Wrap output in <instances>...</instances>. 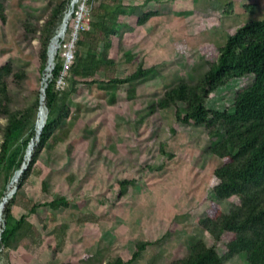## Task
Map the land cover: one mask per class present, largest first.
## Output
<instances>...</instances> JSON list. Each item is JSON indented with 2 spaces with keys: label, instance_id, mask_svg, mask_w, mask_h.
Wrapping results in <instances>:
<instances>
[{
  "label": "rangeland",
  "instance_id": "rangeland-1",
  "mask_svg": "<svg viewBox=\"0 0 264 264\" xmlns=\"http://www.w3.org/2000/svg\"><path fill=\"white\" fill-rule=\"evenodd\" d=\"M2 1L8 19L5 25L0 21V66L13 62L25 68L41 96L46 69H41L40 41L25 39L22 21L32 17L33 27L41 25L50 2ZM229 3L233 9L228 14ZM247 4L258 6L255 15L245 9ZM76 5H80L79 12L72 15L66 44L58 51L67 67L74 60L67 55L74 56L79 31L89 29L91 21L87 0H78ZM145 12L158 14L126 35L124 43L135 57L118 67L117 76L133 74L141 63L158 68L162 75L140 86L135 100L128 98V86L122 87L114 106L103 104L106 96L96 86L80 85V96L70 102V115L78 113L79 118L69 141L58 144L53 155L42 154L24 187L26 198L36 203L65 195L73 206L57 216L48 208L32 215L30 223L42 234L37 242L27 230L9 250L0 240L1 264H106L117 256L129 261L139 241L154 245L136 264H171L185 256L191 240L212 243L210 223L229 205L212 196L218 183L214 171L223 161L205 152L210 142L204 132L179 121L173 109L148 114L149 102L166 84L185 78L199 56L216 60L230 33L252 19L264 18V0H151L139 15ZM253 78L245 76L213 93L207 107L228 108L234 94ZM95 79L103 80L104 74L98 73ZM58 85L64 88L65 80ZM22 97H17L20 104ZM0 122L6 123L1 115ZM33 142L35 147L38 141ZM71 174L77 178L76 190L69 189L67 176ZM125 180L135 183L121 196L119 182ZM3 185L2 174L0 188ZM25 203L23 196L8 206L20 218L27 211ZM4 220L5 215L0 229ZM219 252H224L222 246ZM226 264L247 263L244 256H238Z\"/></svg>",
  "mask_w": 264,
  "mask_h": 264
},
{
  "label": "trees",
  "instance_id": "trees-1",
  "mask_svg": "<svg viewBox=\"0 0 264 264\" xmlns=\"http://www.w3.org/2000/svg\"><path fill=\"white\" fill-rule=\"evenodd\" d=\"M72 1L49 0V13L39 26L33 27L32 17L22 21L25 39L32 42L37 38L40 41L41 69L46 68L44 79L50 73L52 78L47 87L46 81L42 86V89L46 87L47 123L40 135V143L32 152L29 168L21 175L19 188L10 202L13 206L24 196L27 211L17 218L8 206L10 203L4 210L0 240L8 250L17 246L25 230L29 236L33 235V242L40 239L42 234L29 221L32 215L48 208L57 216L73 206L72 200L65 195L49 203H36L26 198L24 187L42 154L53 155L58 144L69 141L79 118L78 113L70 115V102L80 96V85L96 86L106 96L103 104L114 106L122 87L128 86L127 96L135 100L140 86L162 75L158 68H145L141 63L133 74L124 78L117 76L118 67L132 62L135 57L124 43L126 35L132 32L133 27L146 24L158 14L145 12L139 15L151 0H147V4L140 0H87L90 27L78 33L72 64L67 67L66 59L58 53L66 44L63 41L70 31V19L66 37L59 41L52 69L50 46ZM257 7L256 4L245 5L252 15H255ZM79 9L80 5H76L73 17L77 16ZM232 9L233 3H229L227 13ZM7 19V6L0 0V21L5 25ZM64 72H67L66 76ZM98 73L104 74L103 80L95 79ZM249 75L254 77L253 81L234 94L228 108L216 110L207 107L213 93ZM61 79L65 80L64 88L58 85ZM29 81L25 68L13 62L0 66V115L6 120L4 124L0 122V175H4L0 203L5 198L6 185L26 162V151L37 137L40 92ZM22 95L20 104L17 97ZM149 103L148 114L173 109L179 121L204 132L210 142L205 152L209 157L223 161L214 171L218 183L212 196L216 201H228L229 204L227 210L210 223L208 232L212 243L204 239L191 240L185 256L171 264H226L238 256H244L247 264H264V18L252 19L230 33L219 48L216 60L199 56L185 78L166 84L162 93ZM81 168L79 165L78 170ZM76 179L73 174L67 176L69 189ZM119 183L120 195L124 196L135 181ZM44 186L48 187L47 181ZM152 245V242L139 241L132 259L125 261L117 256L106 264H136ZM221 246L222 254L219 252Z\"/></svg>",
  "mask_w": 264,
  "mask_h": 264
},
{
  "label": "bare ground",
  "instance_id": "bare-ground-1",
  "mask_svg": "<svg viewBox=\"0 0 264 264\" xmlns=\"http://www.w3.org/2000/svg\"><path fill=\"white\" fill-rule=\"evenodd\" d=\"M77 2H78V0H73L72 1V4L70 5L68 11L66 12V14L64 16V19H63L62 23L60 24V26H59V28H58V30H57V32H56V34H55V36H54V38L52 40V43H51V46H50V61H51L52 69H54V66H55L56 49L58 47L59 41L62 38H64L65 35H66L67 25H68V22L71 19V16H72L73 11H74V6H75V4ZM51 77H52V75L50 73L48 78H46V80H45L46 83L50 80ZM46 87H47V85H46ZM46 87H44L42 89L43 94L45 93L44 89H46ZM47 120H48V111H47L46 104H45V98H43L41 106H40L39 118H38V121H37V137H36L35 141L39 140L40 135H41L46 123H47ZM33 144H34V142L30 145V148L28 150L26 162L24 163V169L27 168V166L29 168V165H30V162H31V158H32V152L34 150V145ZM24 172H19V173L15 174V176L13 178V181H12V183L9 186V189H8V192H7L6 196H5V198L0 203V223H2V221H3V215H4L5 207H6L7 203L13 198V196L15 194L14 191L16 190V185L19 182L20 177H21V175ZM0 238H1V236H0Z\"/></svg>",
  "mask_w": 264,
  "mask_h": 264
},
{
  "label": "water",
  "instance_id": "water-1",
  "mask_svg": "<svg viewBox=\"0 0 264 264\" xmlns=\"http://www.w3.org/2000/svg\"><path fill=\"white\" fill-rule=\"evenodd\" d=\"M48 58H49V51H48ZM45 69H46V68H45ZM44 71H45V70H44ZM47 86H48V85H47ZM44 90H45V89H44ZM44 92H45V93L43 94V91L41 90L40 105H41V103H42L43 98L46 99V90H45ZM37 114H38V113H37ZM40 140H41V138H39V140H38V144L40 143ZM32 142H33V141H32ZM32 142L30 143V145L32 144ZM38 144H37V146H38ZM30 145H29V147H28V149H27V151H26V156H27L28 150H29V148H30ZM25 158H26V157H25ZM27 169H28V166H27V168L24 169V163H23L21 169H20L19 171H17L16 174L19 173V172H24V171H26ZM24 173H25V172H24ZM18 187H19V186L16 187V190L14 191V193L17 192ZM3 226H4V225H3ZM0 236H2V231L0 232Z\"/></svg>",
  "mask_w": 264,
  "mask_h": 264
},
{
  "label": "built area",
  "instance_id": "built-area-1",
  "mask_svg": "<svg viewBox=\"0 0 264 264\" xmlns=\"http://www.w3.org/2000/svg\"><path fill=\"white\" fill-rule=\"evenodd\" d=\"M72 58H74L73 55H71V54H68V55H67V59H69L70 61H71Z\"/></svg>",
  "mask_w": 264,
  "mask_h": 264
}]
</instances>
